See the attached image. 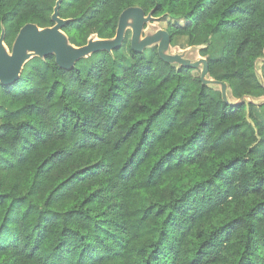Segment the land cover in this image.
I'll use <instances>...</instances> for the list:
<instances>
[{
  "label": "trees",
  "instance_id": "obj_1",
  "mask_svg": "<svg viewBox=\"0 0 264 264\" xmlns=\"http://www.w3.org/2000/svg\"><path fill=\"white\" fill-rule=\"evenodd\" d=\"M57 0H0L12 49ZM140 7L236 100L264 98V0H62L80 47ZM35 57L0 83V264H264V122L157 47ZM126 45V46H125ZM264 70V67H263ZM258 108H264V104Z\"/></svg>",
  "mask_w": 264,
  "mask_h": 264
},
{
  "label": "water",
  "instance_id": "obj_2",
  "mask_svg": "<svg viewBox=\"0 0 264 264\" xmlns=\"http://www.w3.org/2000/svg\"><path fill=\"white\" fill-rule=\"evenodd\" d=\"M62 0H57L52 15L53 27L40 28L35 24H26L19 31L11 51L5 43V31L0 36V83L8 86L17 83L24 66L33 58L44 59L54 56L56 64L64 70H72L77 62L99 52L113 53L121 49L125 42L126 33L131 31V49L136 53H143L146 49L157 47L158 55L165 63L186 67L189 69H201L200 79L203 85L217 89L222 94L225 103L233 106L257 103L251 96H244L235 102L229 100V86L210 77L209 64L206 58L192 60L188 57L186 49L179 53H172V36L167 30H147V24L155 20L153 12L148 15L140 7H130L124 10L119 18L116 35L112 39H99L91 37L87 44L77 47L71 44L69 37L63 32V28L70 22L59 15ZM259 61V60H258ZM257 61V62H258ZM256 62V64H257Z\"/></svg>",
  "mask_w": 264,
  "mask_h": 264
},
{
  "label": "rangeland",
  "instance_id": "obj_3",
  "mask_svg": "<svg viewBox=\"0 0 264 264\" xmlns=\"http://www.w3.org/2000/svg\"><path fill=\"white\" fill-rule=\"evenodd\" d=\"M170 21L172 22V20L170 18H158V19H155L154 21H152L151 23L147 24L146 27H147V30H153V31H157L160 29L166 30V27L168 26V23ZM130 41H131V31L127 35L126 44L128 45L130 43ZM189 48L190 47L188 46L186 39L179 37L173 41L172 46H171V52L172 53H179V52H182V51L189 49ZM190 49L191 50L189 51V55H188V57L190 59L198 60L199 58H205V57L201 56L199 53L200 47H191ZM9 50L11 51V49H9ZM263 67H264V59H261L257 62V69H258L259 76H262V74L264 73ZM197 73H200V75H201V69H198ZM229 100L231 102H235L236 98L232 97L229 94ZM255 101L257 103H259L260 101H264V98H261V99L255 100ZM258 107H260V106L255 107V109L253 110V115L257 120L264 122V108H258Z\"/></svg>",
  "mask_w": 264,
  "mask_h": 264
}]
</instances>
